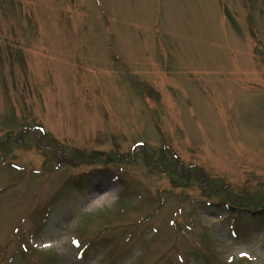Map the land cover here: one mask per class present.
<instances>
[{
	"label": "rangeland",
	"instance_id": "obj_1",
	"mask_svg": "<svg viewBox=\"0 0 264 264\" xmlns=\"http://www.w3.org/2000/svg\"><path fill=\"white\" fill-rule=\"evenodd\" d=\"M0 156V264H264V0H0Z\"/></svg>",
	"mask_w": 264,
	"mask_h": 264
},
{
	"label": "trees",
	"instance_id": "obj_2",
	"mask_svg": "<svg viewBox=\"0 0 264 264\" xmlns=\"http://www.w3.org/2000/svg\"><path fill=\"white\" fill-rule=\"evenodd\" d=\"M250 27H251V26H250ZM249 31L251 32V34H252L253 38L256 40V42H259L260 40L257 38V36H256V34L254 33L252 27L249 28ZM53 155H57V153H55V154H53ZM4 156H5V153H4ZM45 156H47V155H44V157H45ZM110 156L114 157L113 155H109V156L107 157V159H106V162H103L102 164H108V163L114 162V160H111V159H113V158H110ZM108 158H110V159H108ZM87 160H90V159H87ZM159 161H160V160H159ZM58 162L60 163L61 161L58 160ZM60 164H61V163H60ZM76 165H77V163H76ZM148 168H149V167H148ZM186 179H187V178H184L183 176H179V179H177V181H175L173 185L177 186V185H179L180 183L184 182ZM119 180H121L122 182L124 181L122 178H119ZM189 180H191V177H188V179H187L186 181L188 182ZM124 184H125V182H124ZM157 192H158V190H157ZM162 197H163V196H161V195L159 196V195H158L157 197L155 196V198L151 200V202H152V206H153L154 209L152 208L150 211H148V212L146 213V215H144V216L142 217V219L139 221L140 225H141L142 223L146 222L147 220H149L150 217L152 218V216H154V215L160 210V207H161V205L163 204V199H162ZM155 200H157V201H155ZM240 203H241V201L238 202L237 204H240ZM156 204H157V206H156ZM110 231H112V230H110ZM54 262H55V261H50L51 264H53ZM48 264H49V263H48Z\"/></svg>",
	"mask_w": 264,
	"mask_h": 264
}]
</instances>
